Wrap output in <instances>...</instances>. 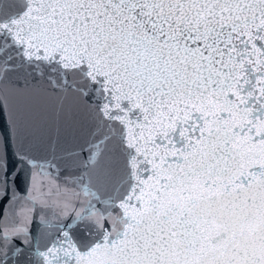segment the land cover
Here are the masks:
<instances>
[{
	"label": "snow or ice",
	"instance_id": "1",
	"mask_svg": "<svg viewBox=\"0 0 264 264\" xmlns=\"http://www.w3.org/2000/svg\"><path fill=\"white\" fill-rule=\"evenodd\" d=\"M0 114V264H264V0H0Z\"/></svg>",
	"mask_w": 264,
	"mask_h": 264
},
{
	"label": "water",
	"instance_id": "2",
	"mask_svg": "<svg viewBox=\"0 0 264 264\" xmlns=\"http://www.w3.org/2000/svg\"><path fill=\"white\" fill-rule=\"evenodd\" d=\"M5 119L2 114H0V131H3L5 128ZM37 180L39 181V177H37ZM19 188L21 192L25 191L26 184L23 179H20L19 181ZM17 212L18 215L14 217L13 219H16L22 228H26L29 232H31L33 235H35L38 232V229L40 227L39 225V219L38 216L35 213H32L31 211L27 210L26 208L21 209L20 206H17ZM11 211V210H9ZM5 212V205L2 201H0V217L3 216ZM67 222V221H65ZM75 229H73L74 231ZM17 244H19L21 247H24L25 252L27 253L29 250V247L27 245L21 244L19 240L15 241Z\"/></svg>",
	"mask_w": 264,
	"mask_h": 264
}]
</instances>
